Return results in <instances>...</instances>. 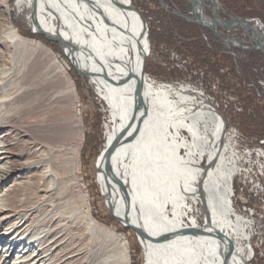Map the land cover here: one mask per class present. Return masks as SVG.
<instances>
[{
	"label": "bare ground",
	"instance_id": "1",
	"mask_svg": "<svg viewBox=\"0 0 264 264\" xmlns=\"http://www.w3.org/2000/svg\"><path fill=\"white\" fill-rule=\"evenodd\" d=\"M204 1L189 0L198 21L225 24L204 14ZM207 1L214 14L219 2ZM14 10L59 42L106 102L97 179L113 215L141 230L145 263L250 264L255 228L234 205L233 135L196 88L145 73L147 25L129 0H15ZM12 24L0 27V264H131L127 242L74 192L83 137L75 85L49 48ZM256 38L264 45V29Z\"/></svg>",
	"mask_w": 264,
	"mask_h": 264
},
{
	"label": "rangeland",
	"instance_id": "2",
	"mask_svg": "<svg viewBox=\"0 0 264 264\" xmlns=\"http://www.w3.org/2000/svg\"><path fill=\"white\" fill-rule=\"evenodd\" d=\"M14 2L15 0H0V27L7 21L13 23L22 37L49 48L56 55L62 68L67 71L78 94L74 101V109L76 116L81 120L80 130L83 137L79 148L81 167L76 174L74 189L76 197L79 200L80 195H84L92 216L100 224L121 235V240L127 242L131 264H146L136 232L125 226L109 210L97 179L98 170L95 163L106 142V123L110 115L106 102L94 90L90 77L82 75L66 58L59 42L34 31L18 18ZM129 2L147 25L146 51L143 57L145 73L156 82L188 84L192 90L196 88V91L204 94L225 120L226 131L230 135L235 132V137L233 135L229 143L236 152L237 149L234 147L236 135L242 139V144L248 145H256L264 139V136H259L257 132L259 129L257 124L262 123L264 129V95L259 84L264 76L263 52L254 48L241 49L228 45L217 38L209 28L178 14L180 12L191 15L189 0H129ZM163 2L167 7L162 5ZM204 2L209 3L206 0ZM218 2V13L222 19L231 20L234 17L259 19L264 24V0H218ZM5 7L10 12L8 16L6 15L7 20ZM204 14L212 17V8L206 7ZM251 25H255V21H252ZM236 28H239L237 36L244 41L243 44L251 45L252 42L247 38L250 30L249 33L245 32L239 24ZM217 30L221 37L231 36L234 32L232 28L222 26ZM232 52L236 53V58ZM224 54L232 57L231 62L223 59ZM42 57L50 59L45 54H42ZM58 131L62 136L66 132L61 128H58ZM237 165L240 166L238 161ZM247 177L244 172L235 176L234 205L239 213L249 217L254 224L255 230L252 231L254 252L250 264H264V188L254 193L251 181ZM245 199L248 201L245 202Z\"/></svg>",
	"mask_w": 264,
	"mask_h": 264
},
{
	"label": "built area",
	"instance_id": "3",
	"mask_svg": "<svg viewBox=\"0 0 264 264\" xmlns=\"http://www.w3.org/2000/svg\"><path fill=\"white\" fill-rule=\"evenodd\" d=\"M207 2H209V3L205 5V8L211 7L212 6V3L210 4L211 1H207ZM213 16L214 15L212 13V17ZM218 18L223 20V21H228L226 19H222L220 17L219 13H218ZM252 21H255V25H251ZM249 24L251 25L252 28H254L256 30L259 29V30H257V31H259L258 32V35H259L260 34L259 20L258 19H251ZM236 25L232 27L234 32L231 34V36L222 37V39L217 36V38H219L220 40H222L226 44L231 45L233 47H239L241 49H253L254 48V49H258V50L262 51L258 47H253L255 45V41L257 38L251 30H250V32H251L250 35L247 34V36H248L247 38H249V40L252 42V44L251 45H248V44L244 45L243 44L244 41L237 36V31L239 30V28H236ZM239 25H241V27L243 28V30L245 32L249 33V29H247V27L245 25H243V24H239ZM218 27H221V26H216V27L214 26V28L216 30ZM232 54L234 55L235 58L237 57L236 53L232 52ZM259 84L261 85L260 86L261 92L264 95V76H263V80H261L259 82ZM233 135H234L233 137H235V132ZM236 137H237V139L234 142V147H236L237 152L234 150L233 147H232V149L234 150L236 157H237V161L240 165L238 175L241 174V172H244L245 175L248 176L247 178H249V180L251 181V186L254 188L253 191L255 193L256 190L264 188V139L260 140L259 143L256 145H248V144H242L241 143L242 139L237 135H236ZM237 153L239 155H237ZM247 201L248 200L245 199V202H247ZM248 208L251 209V207L249 205H248Z\"/></svg>",
	"mask_w": 264,
	"mask_h": 264
},
{
	"label": "water",
	"instance_id": "4",
	"mask_svg": "<svg viewBox=\"0 0 264 264\" xmlns=\"http://www.w3.org/2000/svg\"><path fill=\"white\" fill-rule=\"evenodd\" d=\"M218 2V0L216 1V3ZM162 5L163 6H165V7H167V4L166 3H162ZM191 8H193L192 7V4H191ZM191 15H185V14H182V13H178V14H180V15H182L184 18H186L187 20H189V21H194V22H196L197 24H199V25H201V26H203V27H207V28H209L216 36H218L219 38H221L222 39V37H221V35H220V33L213 27V26H209V25H205V24H203V23H201V22H199L198 21V18L196 17V15L193 13V9L191 10ZM214 20L216 19V18H218V10H217V7H216V9L214 10ZM259 20V19H258ZM251 21V19H249V18H239V17H234V18H232L231 20H228V21H225V24H220V22H219V24H218V26H223V27H227V28H232L233 26H235L236 24H243V25H245L246 27H247V29H249V30H251L252 32H253V34L257 37L258 36V33H256V29H254V28H252L251 27V25L249 24V22ZM142 22H143V24H144V20H143V18H142ZM144 27H145V24H144ZM259 28L260 29H264V24L259 20ZM253 47H258V48H260L262 51H263V53H264V45L263 44H261V42H260V39L259 38H257L256 39V41H255V45L253 46ZM77 71H79L78 69H76ZM80 72V71H79ZM141 91L140 90H138L137 91V99L139 100V102L142 104V98H141V93H140ZM145 109V108H144ZM145 113V112H144ZM140 123H141V120H139L138 121V123L136 124V128H135V131H136V129L138 128V126L140 125ZM128 140H130V138H129V136H128V138H126L125 140H124V142H127ZM112 148L109 150V156L111 155V153H112ZM120 221V220H119ZM122 222V221H121ZM124 225H126L125 224V222H122ZM130 228H132L136 233H142L141 232V230L139 229V228H137V227H130Z\"/></svg>",
	"mask_w": 264,
	"mask_h": 264
},
{
	"label": "trees",
	"instance_id": "5",
	"mask_svg": "<svg viewBox=\"0 0 264 264\" xmlns=\"http://www.w3.org/2000/svg\"><path fill=\"white\" fill-rule=\"evenodd\" d=\"M187 24H190V23H187ZM222 57H223V59H225L229 62H231V60H232V57L228 56L227 54L222 55ZM262 125H263L262 123L257 124V127L259 128V129H257V132H258L259 136L263 137L264 136V129H262Z\"/></svg>",
	"mask_w": 264,
	"mask_h": 264
}]
</instances>
